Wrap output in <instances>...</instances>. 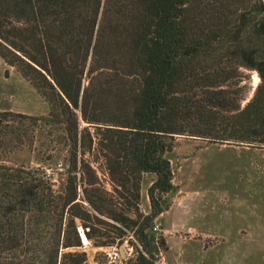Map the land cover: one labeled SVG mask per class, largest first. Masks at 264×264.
<instances>
[{
	"label": "trees",
	"instance_id": "trees-1",
	"mask_svg": "<svg viewBox=\"0 0 264 264\" xmlns=\"http://www.w3.org/2000/svg\"><path fill=\"white\" fill-rule=\"evenodd\" d=\"M0 58L49 104L0 110V156L29 146L65 169L57 189L0 163V264H90L79 223L96 247L137 236L126 264H156L148 230L175 188L176 136L264 144V0H0Z\"/></svg>",
	"mask_w": 264,
	"mask_h": 264
},
{
	"label": "rangeland",
	"instance_id": "rangeland-1",
	"mask_svg": "<svg viewBox=\"0 0 264 264\" xmlns=\"http://www.w3.org/2000/svg\"><path fill=\"white\" fill-rule=\"evenodd\" d=\"M252 98L261 79L255 70L249 71ZM0 110L40 116L49 110L48 102L24 78L16 67L0 58ZM79 112V111H78ZM80 113V112H79ZM84 125H89L84 123ZM92 133L95 127H89ZM96 138H94L95 140ZM174 173V190L164 196L168 208L152 222L148 231L156 236V264H264V144L220 143L206 138L178 135L174 148L167 154ZM94 160V156L87 155ZM61 161V160H59ZM12 166L50 170L51 180L59 189L65 180V169L55 162H40L32 147L18 149L0 156V163ZM49 164H51V167ZM108 190L112 184L102 162L93 161ZM78 178L81 174L78 172ZM152 175L144 177L140 212L151 213L147 195ZM79 190L81 186L79 185ZM104 221L111 219L100 216ZM158 225L157 231L153 230ZM83 244L90 264L111 263L106 252L112 247H96L89 241V228L79 223ZM85 233V234H84ZM130 234H133L130 232ZM132 238V244L129 242ZM164 238L165 247L160 246ZM136 245V248L134 245ZM142 249L138 237L127 239L113 247ZM126 264V263H125Z\"/></svg>",
	"mask_w": 264,
	"mask_h": 264
},
{
	"label": "built area",
	"instance_id": "built-area-1",
	"mask_svg": "<svg viewBox=\"0 0 264 264\" xmlns=\"http://www.w3.org/2000/svg\"><path fill=\"white\" fill-rule=\"evenodd\" d=\"M47 173H48V175H51L50 170H47ZM158 229H159L158 225H154L153 230L157 231ZM85 239L86 238L83 239V244H87V243H85L86 242ZM110 249L111 250H108L106 252V254L108 255L111 263H115V264H125L126 263L127 257L126 258L122 257L120 249H118L117 247H112ZM126 249H127V254L132 253V247L127 246Z\"/></svg>",
	"mask_w": 264,
	"mask_h": 264
},
{
	"label": "water",
	"instance_id": "water-1",
	"mask_svg": "<svg viewBox=\"0 0 264 264\" xmlns=\"http://www.w3.org/2000/svg\"><path fill=\"white\" fill-rule=\"evenodd\" d=\"M79 112H80V110H79ZM79 231L82 232L83 230H79ZM84 234H85V233H84ZM84 236H85V235L82 236L83 239H84ZM126 250H127V249H126V246H125V245L120 249L123 258H126Z\"/></svg>",
	"mask_w": 264,
	"mask_h": 264
},
{
	"label": "bare ground",
	"instance_id": "bare-ground-1",
	"mask_svg": "<svg viewBox=\"0 0 264 264\" xmlns=\"http://www.w3.org/2000/svg\"><path fill=\"white\" fill-rule=\"evenodd\" d=\"M86 240V239H85ZM85 243H87V240H86V242Z\"/></svg>",
	"mask_w": 264,
	"mask_h": 264
}]
</instances>
